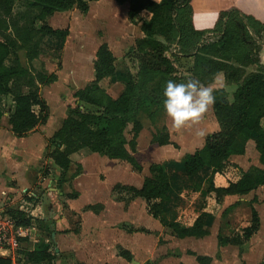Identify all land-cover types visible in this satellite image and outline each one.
<instances>
[{
    "label": "trees",
    "instance_id": "1",
    "mask_svg": "<svg viewBox=\"0 0 264 264\" xmlns=\"http://www.w3.org/2000/svg\"><path fill=\"white\" fill-rule=\"evenodd\" d=\"M88 1L95 0H0V118L4 97L9 95L14 107L8 122L15 135L22 136L44 122L46 103L39 90L41 86L52 83L55 75H45L31 66H8L6 58L11 51L24 50L27 62L44 53L59 59L68 32L66 29H53L45 19L74 7L86 13ZM115 1L127 3L130 19L142 11L150 14L149 19L140 25L143 37L129 50L136 54L139 67L135 74L128 72L121 78L124 90L117 99H112L100 82L114 78V57L105 43L98 47L93 62L94 81L74 94L77 104L88 105L89 109L75 112L69 108L61 129L52 137V142L58 140L65 147L63 151L53 153L55 162L65 169L69 154L87 148L110 159L127 161L135 169H140L125 149V144L134 150V138L142 129L143 119L154 120L156 110L163 108L165 83L168 80L180 81L181 75L174 73L175 66L166 56V52L176 48L180 57L193 58L192 71L198 78L209 83L222 73L226 83L234 84L236 89L231 103L225 90L219 89L214 93L216 102L212 109L218 131L208 136L201 148L174 166L182 168L187 176L196 174L205 166L212 169V175L220 173L230 156L244 154L246 143L254 138L260 167H249L236 182H230L225 188H215L210 181L209 190L219 198L247 194L264 185V130L260 126V120L264 118V74L259 60L260 47L256 46L264 33V21L259 22L237 5L242 0H208V3L217 4L222 9L219 10L220 17L211 30H195L184 17L191 12V4L195 1L199 4L200 0ZM207 32L217 33L216 41L204 42ZM249 66H255V70L246 72ZM33 107L38 108V113ZM128 125L132 126V139L127 142L125 132ZM154 141L165 144L168 136L164 134L162 139L154 136ZM149 169L152 178H147L139 190L129 188V191L146 200L149 212L158 219L162 213L158 201L166 196L169 182L164 167L153 164ZM9 215L17 226L30 223L29 217L21 211H11ZM207 217L206 213H201L189 227L176 222L167 226L178 238H202L207 235ZM258 225V214L251 207L250 226L230 236L219 234L218 245L241 246L256 232ZM19 254L25 262L35 264L51 263L55 259V254L48 252L45 245L34 251L20 250ZM196 260L200 264L210 261L204 257ZM0 264H12V261L0 256ZM260 264H264V258Z\"/></svg>",
    "mask_w": 264,
    "mask_h": 264
},
{
    "label": "crops",
    "instance_id": "2",
    "mask_svg": "<svg viewBox=\"0 0 264 264\" xmlns=\"http://www.w3.org/2000/svg\"><path fill=\"white\" fill-rule=\"evenodd\" d=\"M112 1L115 5L123 7L127 23L126 30L131 29V32L135 34L131 38L134 45L135 41L143 37L140 25L143 20L149 19L150 14L142 11L136 17L130 19L127 16V3L118 4L115 0ZM154 1L158 2L159 0ZM207 1L200 0L199 4L195 1L192 5L196 7H203L204 5V10H206V7L218 11L222 10L218 8L219 5ZM91 2L97 3L101 0L88 1V5ZM237 5H240L247 14L255 19L264 21V0H242ZM72 10H76V7L68 11L56 12L45 19V23L53 29H66L68 32L60 60L39 54L30 62H27L24 50H18L17 53L11 51L5 60V64L8 66L16 64L23 68L31 66L45 75H55V80L52 83L41 86L39 90L40 96L46 103V118L43 123L38 124L22 136L15 135L11 131L8 122L9 115L14 107L12 99L8 108L5 109V114H2L0 118V221L9 220L15 227L13 230L17 237H20V240L14 237L13 243L10 244L11 247L13 245L20 247L21 250L34 251L41 246H48V252L55 254V259L51 263L40 264H151L155 256L165 258L164 256L167 254H169L168 260L171 259L169 264H200L196 260L197 257L208 258L210 259L208 264H212V256L201 252L195 253L191 250H184L183 253L181 250L164 248L158 254L159 247L156 244L158 241L154 242L152 240L156 237L157 232L163 230L167 231L171 238L180 241L202 240L209 237V235H215L217 248L232 247V245H218L217 236L223 234L220 231H211L215 215L209 210L208 202L212 201L215 205H219L225 199H234V202L225 210H231L244 203L248 205L249 220L240 230L231 234L241 233L243 229L251 224V207H253L255 198L251 200L252 203L249 205V201L245 197L254 190L247 194L223 195L218 198L215 192L209 190V182L211 181L215 188H225L230 182H236L249 167L234 180L226 179L224 171L231 157H242L245 154L249 142L255 148L254 138L246 143L244 154L230 156L225 168L220 173L212 175V169L205 166L196 174L187 176L182 168L174 165L180 164L186 155L193 154L195 150L201 148L205 139L218 131L219 126L211 107L207 116H204L200 124L194 127L180 131L175 129H173L175 131H170L166 129L164 123L162 131L168 136V142L165 144L154 141V136H158V132L155 131L150 135L149 143L156 145L160 152H158L157 157L161 158L162 161H159V163L144 166L138 160V151L143 140L141 132L144 122L142 121V129L134 138V150L131 151L128 144H125V149L134 157L140 169H135L127 161L110 159L104 155L93 153L87 148L69 154L68 166L65 169L61 168L55 162L53 153L56 150L63 151L65 147L59 144L58 140L52 142V137L61 129L64 120L68 117L67 109L72 107L67 106L66 111L63 109L58 116H54L50 104L53 97H50L49 90L45 92V88L59 83L64 88L67 86L65 80L71 81L73 83L71 85L74 87L72 98L75 105H78L74 94L78 90L90 86L94 81L93 62L96 51L102 43L107 45L114 57L115 75L111 81L108 80L111 88L105 90L112 99H117L124 90L121 78L128 72L132 73L124 65L123 69L118 67L119 60L122 59L123 61L125 54L121 47L122 39L116 42L115 38L108 35H105L102 40L99 39L97 43L95 42L96 49L92 55L94 60L91 61L90 72L87 73V69H84L87 68L86 65L76 70V52L71 56L67 52V44L70 38H74L73 41L76 46V19L71 18V20L57 25L49 23L51 17L57 14H70ZM126 35L129 34L126 33ZM204 42L210 43L213 41L204 40ZM133 45L129 46L127 53ZM20 55H23L25 63L20 60ZM38 59H47L49 64L55 66V68L37 67L36 62ZM182 59L190 60V67H192V57H182ZM259 60L264 74V33L260 45ZM82 80H84L83 84L76 87ZM78 81L79 83H77ZM218 81L223 85L219 89L225 90L227 100L231 103L236 86L226 83L222 73H218L213 80L205 85L218 87ZM33 110L38 113L37 107H33ZM163 116L165 117V113ZM158 119L156 118L155 121ZM146 120L151 122L149 119ZM260 126L264 130V118H261ZM38 127L40 131H36ZM131 127V125H128L126 128L125 138L127 142L132 139ZM201 130L206 134L203 137L197 135ZM127 134L130 135V138H127ZM48 144L51 147L48 148ZM46 150L49 152L47 158L44 157L45 153L47 155ZM45 163L51 165L48 167V171L43 169ZM153 164L164 167L169 182L166 196L158 201L162 207V213L158 219L153 218L149 212L146 200L134 196L129 191V188L139 190L147 178H152L149 168ZM100 174H103L102 179ZM185 194L194 196V200L188 204V207L193 211V218L188 222H185V219L182 218L181 212L184 213L182 207L187 203ZM5 207H7V210H4ZM11 211L23 212L30 219L29 225H15L14 219L9 215ZM256 212L259 218L258 228L243 243L244 245L257 235L261 229L260 214L257 210ZM201 213L208 215L205 223L207 235L202 238H178L167 226L171 222H176L182 227H189ZM76 217L79 218L77 228ZM150 237L152 238L149 239ZM10 252L11 249L8 246V248L0 250V256L9 258ZM186 258L188 259L187 262L185 261ZM215 258H217V255ZM12 264H14V261ZM21 264L35 263L25 262L22 259Z\"/></svg>",
    "mask_w": 264,
    "mask_h": 264
},
{
    "label": "rangeland",
    "instance_id": "3",
    "mask_svg": "<svg viewBox=\"0 0 264 264\" xmlns=\"http://www.w3.org/2000/svg\"><path fill=\"white\" fill-rule=\"evenodd\" d=\"M89 6H90L89 11L86 14L83 13L81 14L78 11V9H76V10H72L70 14L69 13L57 14L49 19V23L53 25L65 23L67 20H71V18L76 19V46L73 41L74 39L73 37L70 38L67 44L68 55L70 56L74 55V53L76 52V70L82 67L83 65H86L87 68L84 69H87V73L90 72L91 61L94 60L92 58V55L96 49L95 48L96 43L99 39L102 40L105 35H108L115 38L114 40L116 42L121 39H122L121 41L123 42L122 43L120 41L122 43L121 47L124 50L125 54L123 57V61L122 59L119 60L120 62H118V67L123 69L124 66H126V68L130 69L132 74H135V72L139 67V61L137 58H135L136 55L135 53L133 52L127 53L129 46L133 45V39L131 38L133 35L135 36V34L131 32V29L126 30L127 23H126L123 7L115 5L112 0H101V2H97V3L91 2ZM201 7H196L191 4V12L188 13L186 17H184V20L186 23L190 22L191 26L195 30L207 29L209 31L212 28H214L216 21L220 17L219 14L220 11L210 7H206V10H204L205 8L204 5L202 8ZM258 21L263 22L262 20H258ZM126 33H128L129 35H126ZM217 38H218V34L215 32H207L204 34V40H207L208 42L216 41ZM261 41L262 38L260 37L256 46L260 47ZM169 51L166 52V56L173 62L175 66L176 70L174 73L176 75H181L180 81L178 82H183L189 77H194L196 79H199L201 83L206 84L205 79L198 78V76L194 74V72L192 71V67H190V63H191L190 60L182 59V57H180L177 54L178 53L177 50L175 51L174 48L172 49V51L170 52ZM62 53H63V49L61 51V56L59 60L62 58ZM44 55H47L48 57L49 56L53 57L50 53H44ZM19 58L23 63H25V59L23 55H20ZM154 58L157 59V57ZM124 60L126 61L124 62ZM152 61L156 62L153 59ZM36 66L43 68L46 67L49 69L55 68V66L49 64L47 59H38L36 62ZM246 69L250 72L252 70H255V66H249ZM83 81L84 80H82L79 85H76V87L82 85ZM65 83H67V86H65L64 88L60 83L58 85L45 88V92L49 90L48 93L50 94V97H53L51 98L50 104L54 112V116H58V114L62 112L63 109L66 111L67 106L72 107L75 112L76 110L85 111L89 109V106L85 104L75 105L72 98L74 87H72L71 84L73 83L68 80H65ZM77 83H79V81ZM101 86L106 91L107 89H109V87L111 88L108 79L101 81ZM10 102H11V96L9 95L5 96L4 97L5 106L3 107V114H5V109L8 108ZM67 111L68 113L70 112L69 108L67 109ZM155 113L156 116L154 120H152L151 122L146 119H143L144 124H143V130L141 132V135L143 136V140L138 151V160L141 163H143L144 166H147L151 163H159V161H162L160 160L161 158L157 157L159 150L157 149L156 145H152L149 143L150 135L156 131L158 132L157 133L158 137L162 139L164 136V131H162V127L165 124L167 130L169 129L170 131H172L174 129L172 127L171 121L167 118V116L166 115L165 117L163 116L164 114L163 108L156 110ZM207 113H209V110ZM207 113L205 114V116H207ZM156 118L159 119L155 121ZM205 119L207 123L208 122L207 117ZM39 127L36 131H40ZM159 131H161V133H159ZM126 136L127 138H130L129 134H127ZM49 147H51L50 144H48V148ZM48 153L49 152H47V155L45 153L44 156L45 158H47ZM49 166L51 165L45 163L43 169L48 171ZM250 166L260 167V164L258 162V153L256 152L254 145H252V143L249 142L246 147V152L242 157L230 158L227 168L224 171V177H226V179L228 180H234L237 177H239L241 173ZM42 175L43 174L41 172V176ZM100 178L101 179L103 178V174H100ZM185 195H186L187 203L185 204L184 207H182L184 213L183 211L181 212H182V218L185 219V222H188L193 218V211L191 210V208L188 207V204L194 200V196L190 194H185ZM85 198L86 197L84 196V199ZM253 198H255L253 207L260 214L259 216H260L261 229L259 233L255 235L249 242H247L245 245L242 244L244 245L243 247L226 246L222 248H217L214 239L215 235H209V237L202 240L180 241L171 238L167 231L162 230L157 232L156 237H154V239L152 240L154 242L158 241V243H156L157 246L159 247L157 253L159 254L161 250H164V248L167 249L171 248V250L173 249L181 250L182 252L184 250H191L195 253L201 252L212 256L213 257L212 264H260L264 256V185L257 188L256 190H254L245 197V199L249 201L248 202L249 205H251L252 203L251 200ZM233 200L234 199L232 200L225 199L219 205H215L212 201H210V203L208 202L209 210H211L215 215V220L212 224L211 231H215V232L220 231L223 235H232L231 233L240 230V228L247 223V221L249 220V206L246 205L245 203L240 204L231 210L230 209L225 210L226 207H228L230 204L234 202ZM4 210H7V207H5ZM78 220L79 218L76 217V228L79 223ZM12 236L20 240V237H17L14 231L12 232ZM151 238L152 237H150L149 239ZM9 247L11 249V252L9 253V258L11 259V261L13 260L14 264H21L23 259V256L19 254L21 248L13 245L12 247L11 245ZM168 255L169 254L165 255L164 256L165 258H162V256H158V257L155 256L154 261H152L151 264H169V261L171 259L168 260ZM216 255L217 258H215ZM187 260L188 259L186 258L185 261L187 262Z\"/></svg>",
    "mask_w": 264,
    "mask_h": 264
},
{
    "label": "clouds",
    "instance_id": "4",
    "mask_svg": "<svg viewBox=\"0 0 264 264\" xmlns=\"http://www.w3.org/2000/svg\"><path fill=\"white\" fill-rule=\"evenodd\" d=\"M218 87L201 83L199 79L189 77L183 82L168 80L163 88V110L171 121L172 127L180 131L199 125L208 110L214 106V93L223 85L218 81ZM198 136H205L199 131Z\"/></svg>",
    "mask_w": 264,
    "mask_h": 264
},
{
    "label": "built area",
    "instance_id": "5",
    "mask_svg": "<svg viewBox=\"0 0 264 264\" xmlns=\"http://www.w3.org/2000/svg\"><path fill=\"white\" fill-rule=\"evenodd\" d=\"M14 228V225L9 220L0 221V250L8 248L13 243L12 232Z\"/></svg>",
    "mask_w": 264,
    "mask_h": 264
}]
</instances>
